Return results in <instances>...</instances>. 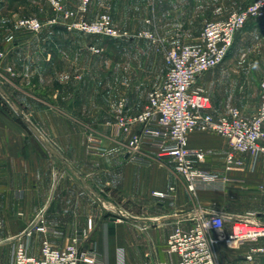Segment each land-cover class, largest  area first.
<instances>
[{
    "label": "crops",
    "instance_id": "crops-1",
    "mask_svg": "<svg viewBox=\"0 0 264 264\" xmlns=\"http://www.w3.org/2000/svg\"><path fill=\"white\" fill-rule=\"evenodd\" d=\"M60 1L70 9L81 2ZM106 3L119 14V28L130 37L141 30L166 31L159 22L189 15V0H93L86 17L106 11ZM215 3L227 8L217 18L225 19L248 1L239 8L234 6L241 1ZM50 6L48 0H0V95L17 108L15 115L0 106V264H12L21 240L30 255H40L44 234L25 235L40 218L51 225L49 238L56 246L87 229L90 236L82 247L96 252L95 264H170L178 260L166 250L170 234L204 210L226 218L223 230H209L219 238L214 247L218 264H264L259 250L264 238L228 241L237 220L264 223V155L255 159L242 154V166L230 165L229 141L196 130L190 146L204 152L199 167L224 181L196 191L188 189L172 158L160 156L150 142L133 158L130 134L109 122L121 110L141 111L148 91L162 85L169 69L164 50L138 47L144 60L127 63V75L119 79V38L86 36L63 24H47L34 32L16 23L30 14L48 20ZM257 37L260 44H252ZM249 52H264V18L250 20L224 62L201 76L199 84L211 96L215 114L242 107L234 77L238 57ZM90 134L100 142H90ZM171 187L169 197L154 195Z\"/></svg>",
    "mask_w": 264,
    "mask_h": 264
},
{
    "label": "built area",
    "instance_id": "built-area-1",
    "mask_svg": "<svg viewBox=\"0 0 264 264\" xmlns=\"http://www.w3.org/2000/svg\"><path fill=\"white\" fill-rule=\"evenodd\" d=\"M55 15L50 24H63L70 30H78L88 35L119 38L120 34L113 24L112 15L103 12L93 20L87 19L92 0H82L78 9L65 7L60 0H49ZM264 18V0H248L245 7L233 9L227 18L209 20L205 23L200 37L192 43L176 44L167 50L169 66L161 86L152 89L145 107L127 114L119 111L110 124H115L118 132L130 134L129 153L133 158L139 156L143 146L151 143L159 150L160 156H169L174 167L186 180L190 191L198 188H211L223 184L216 175L201 169L198 162L204 152L191 148L190 134L196 130L212 131L225 137L230 143L226 154L227 163L242 166V154L250 153L255 159L264 155V80L261 84V103L251 116L244 115L239 106H229L225 113L215 114L211 96L199 84L201 76L224 62L236 35L253 19ZM17 24L39 32L44 23L37 16L22 17ZM126 34V33H125ZM145 35L153 37L149 31ZM99 51L98 48H93ZM4 52L0 51V59ZM9 70H12L9 67ZM121 107L123 102L120 103ZM44 135V134H42ZM45 140L47 138L45 137ZM89 141L99 143L94 134ZM104 152V149L100 150ZM174 187L168 191H155L159 197L171 196ZM225 215L219 212L209 214L206 210L197 214L188 226L178 224L170 234L166 250L176 254L178 260L170 264H218L214 247L219 238L210 236L209 230H223ZM230 240L243 238H264V223L250 218L237 220L233 224ZM245 228H247L245 230ZM53 231L44 218H40L25 235L35 232L44 234L39 256L30 255L24 241H19L13 250L12 264H95L97 254L94 250L83 249L90 233L82 229L64 246L54 245L49 234ZM2 225L0 223V236ZM264 252V246L259 249Z\"/></svg>",
    "mask_w": 264,
    "mask_h": 264
},
{
    "label": "rangeland",
    "instance_id": "rangeland-1",
    "mask_svg": "<svg viewBox=\"0 0 264 264\" xmlns=\"http://www.w3.org/2000/svg\"><path fill=\"white\" fill-rule=\"evenodd\" d=\"M220 1H223V0H220ZM225 1H228V0H225ZM236 1L237 3L239 1L242 2V5L237 4L234 6L236 8H239V7L244 6L248 0H236ZM108 3H106L107 5L105 8L106 11H103V12H109L112 15L113 24L120 34L119 54L117 56V59L119 60V79L123 78L122 76L126 77L127 63L144 60L142 58V54L140 53V51L138 52V47L146 48L150 45H155L157 47L160 46L161 49L164 50V56L166 58L167 50L170 47L176 44L192 43V42L197 41L207 21L221 18L223 14L225 15L227 13V8L225 9L223 8V6H217L215 3V0H189L188 9H187L189 15L187 19H184L178 16L177 17L172 16V19L169 21L167 20V21L159 22V24H161L162 26L161 28L162 29L164 28L166 31H162L161 29L160 31L141 30V31H136L134 33V36L130 37V33L127 30H121L119 28V14H117L114 11L113 6ZM50 5H51L50 9L52 10L53 15L44 22L40 19L38 15H35V14H30V15L22 16V17L37 16L44 23V26L47 24H50L48 23L49 20L55 15L53 6L51 3ZM78 7L76 9H78ZM44 10H46V7H44ZM89 10H90V6H89ZM88 13L89 11L86 14ZM228 13H229V10H228ZM22 17H19V18H22ZM95 18L87 17V19L89 20H93ZM24 29L30 30L27 28H24ZM145 31H149L151 34H153V37H149L145 35L144 34ZM82 34L86 36H94L97 38H109L106 36L88 35L84 33ZM260 41L261 39L257 37L253 39L252 44H260ZM93 50L95 51V49ZM166 66L167 64L165 65V67ZM236 67L237 68L235 70V77H234L235 83H236L235 84L236 85V97L238 100L241 99L242 107L240 105L238 106L242 109L245 116L250 117L249 114L257 111L261 103V92H262L261 84L264 80V52L262 53L249 52L245 55L240 54L236 62ZM156 71L158 73V70ZM148 93L150 92L148 91ZM3 102H4V105H2ZM57 103H59L60 105L64 104V102L62 103L57 102ZM0 106H2L3 108L7 110L13 111L15 115L17 113L16 106L6 102L1 95H0ZM31 124L36 125L37 123L33 119ZM43 134L45 137L48 135L47 133H43Z\"/></svg>",
    "mask_w": 264,
    "mask_h": 264
},
{
    "label": "bare ground",
    "instance_id": "bare-ground-1",
    "mask_svg": "<svg viewBox=\"0 0 264 264\" xmlns=\"http://www.w3.org/2000/svg\"><path fill=\"white\" fill-rule=\"evenodd\" d=\"M247 228H245V230H246Z\"/></svg>",
    "mask_w": 264,
    "mask_h": 264
}]
</instances>
